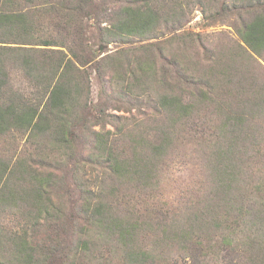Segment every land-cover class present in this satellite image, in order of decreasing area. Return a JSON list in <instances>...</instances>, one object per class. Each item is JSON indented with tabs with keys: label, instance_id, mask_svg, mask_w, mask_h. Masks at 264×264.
I'll return each mask as SVG.
<instances>
[{
	"label": "trees",
	"instance_id": "trees-1",
	"mask_svg": "<svg viewBox=\"0 0 264 264\" xmlns=\"http://www.w3.org/2000/svg\"><path fill=\"white\" fill-rule=\"evenodd\" d=\"M196 4L207 19L216 4L238 11L264 55V0H0V264H105L110 244L130 264H264V82L252 57L247 73L194 59L197 35L179 30ZM181 152L204 166L202 191L165 210L125 205L114 182L166 201ZM88 167L106 173L96 188Z\"/></svg>",
	"mask_w": 264,
	"mask_h": 264
},
{
	"label": "rangeland",
	"instance_id": "rangeland-1",
	"mask_svg": "<svg viewBox=\"0 0 264 264\" xmlns=\"http://www.w3.org/2000/svg\"><path fill=\"white\" fill-rule=\"evenodd\" d=\"M192 2L194 3V1ZM212 11L215 15L214 18L207 19V13L205 16L200 5L196 4L194 9L188 13V20L182 26L183 28H181L179 31H184V33H195L198 37L195 41H193V47L191 46L192 51L189 53L193 55L194 59L196 60L198 59V57H196V51H199V57L202 58L201 60H203L201 63H204V67L208 69L214 66L215 62L212 61V58H216L217 56H222L223 58L225 55V59L223 58V63L225 64V66H241L244 73L247 72L245 70V67L243 66V62L252 63L254 61L252 63V66H259L260 68L258 69V83H263L264 55L260 57L252 53L247 47V44L240 38V35L236 31L234 25V23L238 21V11L225 15L224 11H222L221 9L220 4H216L215 6H213ZM95 34L96 33L94 28L91 27L89 36L92 44L97 42ZM135 40L137 41L138 39ZM132 45L133 47H138L140 45V42ZM114 47H116V44H110L111 49H113ZM208 56L212 57H210L208 60ZM228 57H232V60L230 62L227 60ZM254 70L256 69H252L251 72H253ZM92 80L93 98L96 101H101L103 100V97L101 96V92L99 91L100 81L96 77L95 72H93ZM229 85H231V83L227 84L226 87ZM110 111H112V109ZM135 115L137 119L140 116L138 115V113H136ZM255 124L262 126L264 131V115H260L259 120H257ZM108 128L112 130L114 129L110 125L108 126ZM23 141H25V137L22 139L19 136L17 139V144H19L18 150L27 148L25 145H23ZM196 162H198V160L194 159L190 154L182 152L181 156L175 159L174 163L165 173V175L169 177V182L164 185L167 194L166 201H163L159 197H157V192H151L150 190L145 191L136 187L131 188V186L128 188H124L123 184L117 182H114V184L120 186L121 192L123 190H127V197H125L124 202L125 205L130 206L134 202L138 206V208L142 210L147 209L148 211L154 209L153 207H160L165 210L167 206H171L170 208H172L174 207V205H179V202L182 200V198H187V196H189V193H197L204 189V185H206L208 177L206 176L207 174L203 173L205 172L204 166L195 165L194 163ZM87 169L92 170V167H88ZM93 169L94 170H92V175L89 176V174H87V176L89 177V183L92 184L93 187H95L98 181L102 179L101 176L106 173L103 169L100 168ZM65 176L66 183L70 187L71 200L73 203V201H76L78 198H80V192L76 187L72 174L68 172ZM112 182L113 181L108 179L105 182L106 187L111 186L113 184ZM71 243L74 244L72 241ZM71 243L70 240H67V242L65 243L67 249L71 248ZM78 253L80 254V252ZM100 255L104 257L105 264H130V261H133V259H129L128 257L126 258L120 246H117L115 244L104 246ZM87 256L88 255H86V257ZM221 257L222 259L220 258V256L217 257L216 255L205 256V264H224L225 262L229 261L230 258H233L228 257L223 259L222 254ZM173 258L174 259L171 264H193V261L187 257L185 258L183 256L175 254ZM89 259L91 258H85L86 261L90 262ZM162 259L164 260V264H168L171 262L172 258H168L164 255Z\"/></svg>",
	"mask_w": 264,
	"mask_h": 264
}]
</instances>
